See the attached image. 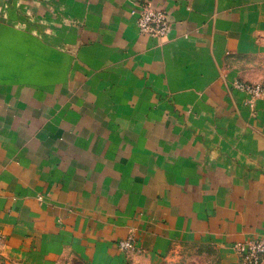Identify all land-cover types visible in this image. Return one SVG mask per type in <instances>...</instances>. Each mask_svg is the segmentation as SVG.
I'll list each match as a JSON object with an SVG mask.
<instances>
[{
  "label": "crops",
  "instance_id": "obj_1",
  "mask_svg": "<svg viewBox=\"0 0 264 264\" xmlns=\"http://www.w3.org/2000/svg\"><path fill=\"white\" fill-rule=\"evenodd\" d=\"M140 1L0 0V254L242 264L264 237V94L233 87L260 69L264 0H149L163 38Z\"/></svg>",
  "mask_w": 264,
  "mask_h": 264
},
{
  "label": "built area",
  "instance_id": "obj_2",
  "mask_svg": "<svg viewBox=\"0 0 264 264\" xmlns=\"http://www.w3.org/2000/svg\"><path fill=\"white\" fill-rule=\"evenodd\" d=\"M137 12V23L140 32L154 37H166L171 30L170 13L167 9L159 8L149 0L139 2L135 10ZM237 88L249 91L258 96L261 86H250L239 80L235 81ZM119 246L123 250L134 247L135 238L129 236L119 240ZM234 249L240 255L242 264H264V237L252 238L234 244Z\"/></svg>",
  "mask_w": 264,
  "mask_h": 264
},
{
  "label": "rangeland",
  "instance_id": "obj_3",
  "mask_svg": "<svg viewBox=\"0 0 264 264\" xmlns=\"http://www.w3.org/2000/svg\"><path fill=\"white\" fill-rule=\"evenodd\" d=\"M252 60L255 61V62L258 61L260 63V69H255L253 71H249V74L253 78H256V80H253V81L249 80L248 81V80H245V79H237V80H239V81H241V82H243V83H245L247 85H250V86H258V85L261 86L262 91H261V93L258 96L253 95L249 91L242 90L247 95H249L248 99L250 100V102L262 97L263 94H264V50L262 51L261 57H258V58L252 59ZM235 81L233 83V87L237 88V86L235 85ZM239 90H241V89H239ZM72 263L73 264H84L79 258H73L72 259ZM0 264H22V263H20L18 260L14 259V258H12L10 256L4 255V254H0Z\"/></svg>",
  "mask_w": 264,
  "mask_h": 264
}]
</instances>
